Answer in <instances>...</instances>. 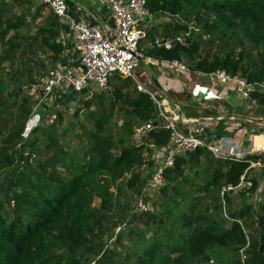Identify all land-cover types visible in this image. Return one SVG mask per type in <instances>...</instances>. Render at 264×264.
Masks as SVG:
<instances>
[{"label":"trees","instance_id":"obj_1","mask_svg":"<svg viewBox=\"0 0 264 264\" xmlns=\"http://www.w3.org/2000/svg\"><path fill=\"white\" fill-rule=\"evenodd\" d=\"M14 2L23 9L16 16L10 5L0 3V44L8 46V53L0 55V114L13 122L11 128H0V264H264V205L243 201L234 208L226 196L231 221L221 207V189L238 183L246 163L215 161L205 150L180 157L164 171L165 186L143 195L149 211L135 212L132 198L145 187L140 173L144 148L130 144L139 124H131V118L144 123L155 110L147 94L130 88V80L114 76L118 84L112 99L83 103L87 110L97 107L96 117L88 114L92 129L73 121L63 126L55 113L22 138L29 98L18 70L2 64L27 44L36 60L23 63L43 76L46 66L39 55H60L63 46L56 41L62 26L50 12L38 24L44 7L37 5L32 13L36 4L30 0ZM146 7L157 18L183 20L166 24L162 38L179 35L191 23L201 31L190 45L150 49V57L186 62L192 71L223 70L250 83L264 82V0H147ZM29 78L30 85L36 82ZM252 97L264 105L263 95ZM119 103L128 111L114 132L109 125ZM150 139L159 149L168 133L153 131ZM259 175L251 179L250 195L264 180Z\"/></svg>","mask_w":264,"mask_h":264},{"label":"built area","instance_id":"obj_2","mask_svg":"<svg viewBox=\"0 0 264 264\" xmlns=\"http://www.w3.org/2000/svg\"><path fill=\"white\" fill-rule=\"evenodd\" d=\"M3 0H0V3ZM38 6L47 8L56 17L61 25H67L73 38V47L79 56L81 72L69 69H48L34 84L29 85L27 96L34 105L40 106L56 89L75 90L77 92L92 88L98 93L110 90V80L114 76L122 75L130 80L138 93L147 94L154 106L155 116L152 120L138 125L133 130L132 141L134 147H143L142 164L140 168L146 169L148 164L147 150H157L150 139V133L165 130L168 140L162 147V154L157 164L148 172L144 180L145 187L141 196L135 200V212L146 213L149 207L143 200V195L150 190H159L165 186L164 171L172 168L176 160L205 150L219 162L246 163L248 166L240 176L236 185H226L220 191L223 216L231 221L226 213V196L240 197L252 188L251 175L264 174V145L257 147H239L237 145L211 146L197 137L202 129L197 128L195 122L187 121L176 106H172L168 99L166 88H156L150 81H143L139 68L143 60L140 48L141 40L145 39L144 23L151 24L154 16L148 11L147 0H97L100 6L106 8L114 20L111 25H88L84 21L74 19L68 14L66 0H30ZM163 21L174 24H183L178 16H165ZM201 33L193 23L186 26V31L177 36L155 39L150 47L152 49L171 50L175 45L187 46L194 36ZM207 38V36H204ZM182 73L188 69L181 61H161ZM191 71V70H190ZM197 75L206 77L218 86H232L235 92L251 105L257 100L253 94L264 96V82L250 83L239 75H230L223 70L211 73L195 71ZM39 118H31L25 125L22 138L38 125ZM184 127V131L180 128ZM251 202L257 207L264 205V180L260 181L255 189ZM256 209V208H254ZM242 226L240 221H236ZM118 231V230H117ZM242 262L245 259L244 250L240 251Z\"/></svg>","mask_w":264,"mask_h":264},{"label":"crops","instance_id":"obj_3","mask_svg":"<svg viewBox=\"0 0 264 264\" xmlns=\"http://www.w3.org/2000/svg\"><path fill=\"white\" fill-rule=\"evenodd\" d=\"M66 3L68 14L74 19L93 26L110 25L111 14L104 11L106 8L100 6L97 0H66ZM157 21L164 23V26L170 24L154 16L152 23L157 25ZM146 25L150 24L144 23L146 37L141 40L143 60L138 73L143 75L141 78L143 81H151L156 88L168 90L169 103L178 107L187 121L195 122L197 128L203 130L197 133V137L211 146L264 145V105H251L249 101L242 99L232 86H218L206 77L197 75L195 71L189 70L188 73H182L150 57L148 54V51L152 49L150 45L162 36L157 37L156 33L148 32ZM61 26L56 42L63 46V51L57 58H52L49 53L39 56L45 61L46 71L69 69L81 72L79 56L73 47L72 32L67 25ZM165 29L166 27L163 31ZM34 30L35 28H32L29 34L32 35ZM28 32L26 31L25 35ZM180 128L184 131L183 126ZM157 152L160 158L162 148H159ZM250 177L257 179L260 175L252 174Z\"/></svg>","mask_w":264,"mask_h":264},{"label":"rangeland","instance_id":"obj_4","mask_svg":"<svg viewBox=\"0 0 264 264\" xmlns=\"http://www.w3.org/2000/svg\"><path fill=\"white\" fill-rule=\"evenodd\" d=\"M3 3H5L6 5H10L13 8V11H8L7 13H5V17H11L12 12L16 15H19L23 9L18 8V5L14 2V0H3ZM17 8H16V7ZM36 7L37 5H35L34 7H32L31 12L35 13L36 12ZM49 10L47 8H43L41 13L42 18L36 20V23H41L43 22L47 16L49 15ZM32 28L34 29V27L32 26ZM146 29L148 30V32H154L157 34V37H160L161 33H163V29H164V23H160L159 21H157V25L155 23H152L150 25H146ZM34 34V31H32ZM12 35V33H10ZM9 34V36H10ZM32 34V35H33ZM31 35V36H32ZM25 37V35H23ZM247 47L249 45H246ZM140 47L143 48V46L140 44ZM213 51H215V47H212ZM249 48V47H248ZM29 47L27 46V44H23L22 48L16 52H10V55L13 56V61H6L2 64V68L11 71V70H18L19 72V76L21 78V82L23 83V87H24V96H27V90L28 87L30 85L29 82V76L35 78V81L38 79V77H40L39 73H36L35 67L33 66H29V65H24L25 61L28 60H36L35 56H32V54L29 52ZM6 53H8V46L3 47L0 44V55H5ZM251 56L253 59L256 60V52L253 50L251 51ZM24 62V63H23ZM186 63V62H185ZM184 65L189 69L188 64ZM42 76V75H41ZM120 79H124L125 77L122 75H118L117 76ZM116 79V77H115ZM116 80H111L110 82V90L106 93H98L95 90H93L92 88L89 89H85L82 91H75V90H68L65 91L63 89H61V87L57 88L55 93L51 94L40 106H35L34 103L31 101V99L29 98V96H27V98H29V102H30V109H31V113L30 116L27 120V122L31 119V118H39V121L42 120V123H45V125L51 121L53 119V115L55 113L60 114L61 118H63L62 121V125L63 126H67L70 122H76L78 124L82 123L84 124L85 127H87L88 129H92L93 126V119L90 120V118L88 117L89 112H93L95 114L94 117H96L98 115V113H96L97 111V107L95 104H93L91 106L90 110H87L86 108H84V104L87 101H90L91 99H95V101H97L98 97H102L103 99H112L113 95L112 90L114 89V87L118 84V82H114ZM130 88H133V85H131ZM22 97V96H21ZM12 102V101H11ZM70 105V109L66 108V105ZM109 104H107L108 106ZM120 108H122L123 113L120 114V111H118ZM116 113L114 114L113 119L110 122L109 127L112 128V130L114 132L117 131V126H121L123 121L125 122V116H124V112L128 111V107H126L125 104H117L116 105ZM10 111H16L15 108H12V110ZM78 113L77 116L75 117V113ZM8 117H10L8 115ZM8 117H6V115L4 113L0 114V128L2 127H6L7 128H11L12 127V120H10ZM132 123H139L138 125H141L142 123L139 122L138 119L136 118H131ZM26 122V124H27ZM135 128V127H134ZM133 128V130H134ZM79 134L81 135V130L79 128L76 129ZM133 130H132V135H133ZM132 135L130 137V144L131 146H134L133 141H132ZM75 140L74 139L72 141V144H75ZM148 153V161L146 162L148 164V166L146 167V169L142 170L140 168V172L142 173V177H147L148 176V172L150 170H152V168L155 166V164H157L158 160H159V155L157 152V150H147ZM149 163L152 164V166H149ZM143 179V178H142ZM153 192V190H150V194ZM149 192H147L146 194H148ZM149 194V195H150ZM136 196H133L132 198V204L133 207L135 205V198ZM145 197V196H144ZM255 196L250 195L248 192L245 194H242L240 197H232V200L234 201V208L236 206H238V203L243 201H246L247 203H249L251 201V199H253ZM150 198V196H149ZM147 206L150 208V205H148V203H146ZM95 205H98V201H95ZM222 207V206H221ZM227 207V205H226ZM239 208V207H238ZM227 209H230V206L227 207ZM226 209V210H227ZM227 213V212H226Z\"/></svg>","mask_w":264,"mask_h":264},{"label":"water","instance_id":"obj_5","mask_svg":"<svg viewBox=\"0 0 264 264\" xmlns=\"http://www.w3.org/2000/svg\"><path fill=\"white\" fill-rule=\"evenodd\" d=\"M104 11H108L107 9H104ZM109 24L112 26V27H114V20L111 18V20L109 21Z\"/></svg>","mask_w":264,"mask_h":264},{"label":"clouds","instance_id":"obj_6","mask_svg":"<svg viewBox=\"0 0 264 264\" xmlns=\"http://www.w3.org/2000/svg\"><path fill=\"white\" fill-rule=\"evenodd\" d=\"M160 19H163V18H160ZM111 85V84H110ZM133 85V84H132ZM133 87H134V85H133ZM135 89V88H134Z\"/></svg>","mask_w":264,"mask_h":264}]
</instances>
